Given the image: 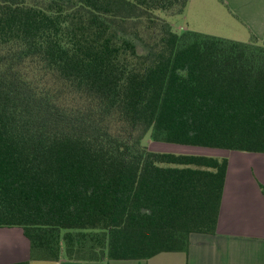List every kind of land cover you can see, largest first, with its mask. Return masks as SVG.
I'll use <instances>...</instances> for the list:
<instances>
[{
    "label": "trees",
    "instance_id": "16d2710c",
    "mask_svg": "<svg viewBox=\"0 0 264 264\" xmlns=\"http://www.w3.org/2000/svg\"><path fill=\"white\" fill-rule=\"evenodd\" d=\"M188 2L0 0V228L31 260L143 261L216 233L228 159L143 141L264 154V39L154 14Z\"/></svg>",
    "mask_w": 264,
    "mask_h": 264
},
{
    "label": "crops",
    "instance_id": "0c3cea01",
    "mask_svg": "<svg viewBox=\"0 0 264 264\" xmlns=\"http://www.w3.org/2000/svg\"><path fill=\"white\" fill-rule=\"evenodd\" d=\"M195 16L182 31L248 42L264 39V0H189ZM181 31V32H182ZM215 234L194 233L188 253H163L143 261L76 262L30 259L20 228H0V264H264V154L233 152Z\"/></svg>",
    "mask_w": 264,
    "mask_h": 264
},
{
    "label": "rangeland",
    "instance_id": "374dc122",
    "mask_svg": "<svg viewBox=\"0 0 264 264\" xmlns=\"http://www.w3.org/2000/svg\"><path fill=\"white\" fill-rule=\"evenodd\" d=\"M154 14L169 22L173 25L176 31L181 32L182 28L187 26L189 21H195V16L192 15L190 18H185V16H169L164 12L155 11ZM143 144L151 151L154 152H164V153H174V154H186V155H204V156H214L218 158H231L233 151L221 150V149H210L196 146H185V145H176L162 142H155L151 140L149 135L144 139Z\"/></svg>",
    "mask_w": 264,
    "mask_h": 264
}]
</instances>
